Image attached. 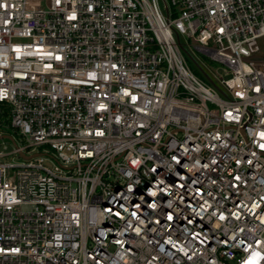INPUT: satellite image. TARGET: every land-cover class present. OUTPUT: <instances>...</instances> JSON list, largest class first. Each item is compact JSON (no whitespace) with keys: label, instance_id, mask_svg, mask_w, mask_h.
I'll return each instance as SVG.
<instances>
[{"label":"built area","instance_id":"built-area-1","mask_svg":"<svg viewBox=\"0 0 264 264\" xmlns=\"http://www.w3.org/2000/svg\"><path fill=\"white\" fill-rule=\"evenodd\" d=\"M262 37L264 0H0V264H264Z\"/></svg>","mask_w":264,"mask_h":264},{"label":"rangeland","instance_id":"rangeland-1","mask_svg":"<svg viewBox=\"0 0 264 264\" xmlns=\"http://www.w3.org/2000/svg\"><path fill=\"white\" fill-rule=\"evenodd\" d=\"M182 42L185 44V50L184 54L187 59L188 65L193 70L195 74L206 80L209 84H212L210 80L204 75L202 69L213 79L215 84L221 88L224 89V85L220 82L221 78L219 77L221 65L220 63L212 60L208 55L200 52L195 47V42L192 39H186L182 38ZM259 44L262 49L261 55L264 57V37L259 39ZM202 68V69H201ZM224 77H229L225 75ZM214 85V84H212ZM12 135L15 136V139L17 143H23L25 142V138H22L17 132L11 130L10 131ZM15 147V141L12 140L9 137H4L0 139V150H3L5 152H10ZM47 146L42 147L46 148ZM13 155H9L7 158H2L1 160H12ZM17 159V158H14Z\"/></svg>","mask_w":264,"mask_h":264},{"label":"water","instance_id":"water-1","mask_svg":"<svg viewBox=\"0 0 264 264\" xmlns=\"http://www.w3.org/2000/svg\"><path fill=\"white\" fill-rule=\"evenodd\" d=\"M202 69V68H201ZM202 71H203V73H204V75L208 78V80H210L211 81V83L212 84H214L215 86H217L216 84H215V82L213 81V79L202 69ZM218 87V86H217ZM7 137H9V138H11L12 139V137L10 136V135H7ZM23 156L24 157H27L26 155H24L23 154Z\"/></svg>","mask_w":264,"mask_h":264}]
</instances>
